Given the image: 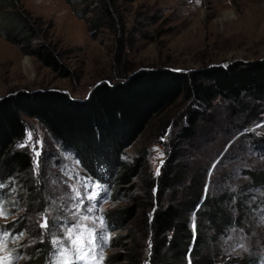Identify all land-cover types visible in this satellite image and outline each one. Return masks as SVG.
Listing matches in <instances>:
<instances>
[{"label":"rangeland","instance_id":"obj_1","mask_svg":"<svg viewBox=\"0 0 264 264\" xmlns=\"http://www.w3.org/2000/svg\"><path fill=\"white\" fill-rule=\"evenodd\" d=\"M74 2L19 0L17 8L28 14L30 26L36 34L29 50L32 52L37 46L46 45L66 68L68 76L59 77L43 66L35 55L24 54L19 46L0 36V99L18 91L48 89L64 91L72 98L82 100L88 97L97 83L116 82L145 69L166 68L186 72L239 61H264V0H113L125 26L123 37L99 11L98 0ZM83 9L85 14L80 18L77 13ZM96 21L100 24L97 28L94 27ZM119 38L124 43L121 50L117 47ZM242 104L246 108L254 106L260 118L247 125L248 118L255 120L253 116L236 112V104L216 100L210 109H196L200 114L197 136L191 143H181L178 138L181 128L195 107L183 98L178 99L126 150L124 159L129 162L138 159L143 169L134 180V190L115 203L106 195L100 197L105 187L83 178L72 157L58 148L37 121L25 119V137L17 147L31 156L36 176L43 171L54 197L49 201L47 213L40 215L25 210L18 196L11 192V197L6 199L10 206L4 209L0 206V212L4 213L0 215V223L26 221L25 228L29 234L25 237L32 246L43 242V233L49 236L48 241L53 246H60L53 264H65V261L68 264H104L105 257L120 251V248L111 247L114 237L130 232L136 237L139 264H143L141 259L146 257L149 240L147 209L140 210L119 231L109 230L106 226L101 229L99 218L104 219V211L129 205L134 197L141 198L143 208L150 204L146 188L148 180L158 175L167 155L178 144L177 148H181L185 155L183 162L189 163V168L210 165L211 169L229 147L234 154L238 153L234 156L228 152L222 168V173L231 180L233 192L247 180L240 170L263 171L264 152L255 153L250 143L251 139L259 141L264 138V100L254 102L245 98ZM162 119L168 121L164 127L160 122ZM246 134L251 138H244ZM82 185L88 186L87 192ZM73 187L80 189L84 196L93 190L98 191L99 199H85L84 204L78 207ZM15 189L19 192L18 185ZM168 200L169 196H166L164 203H169ZM14 205L18 210L12 213ZM88 208L91 211H85ZM84 215L89 217L87 221L83 220ZM45 219L48 225L42 228ZM77 223L94 227L103 234L102 244L95 249H85L88 256L84 261L77 259L82 252L74 249L64 252V245L72 247L67 239V229ZM247 223L246 228L253 239H246L240 230L233 229L228 237L222 239V250L226 256L227 249L236 252L252 245L254 253L260 255L257 264H264V205L255 219L250 218ZM77 234L74 232L72 238ZM15 240L8 241L0 233V264H8V246H23L22 241L18 243ZM62 252L64 256H61ZM71 256L75 260L69 262ZM24 260L25 256H22L16 264H22Z\"/></svg>","mask_w":264,"mask_h":264},{"label":"trees","instance_id":"obj_2","mask_svg":"<svg viewBox=\"0 0 264 264\" xmlns=\"http://www.w3.org/2000/svg\"><path fill=\"white\" fill-rule=\"evenodd\" d=\"M74 1L68 0V4ZM18 2L0 0V36L19 46L24 54L35 55L43 66L59 77H67L66 68L46 45L41 44L32 52L29 50L36 34L28 14L17 8ZM98 3L99 11L123 37L125 26L113 0H98ZM84 12V9L80 10L78 17L83 18ZM99 25L98 21L94 22L95 28ZM117 47L119 50L124 47L121 38ZM180 98L195 107L181 128L178 136L181 143H191L197 136L200 114L196 109H210L216 100L236 104V112L253 116L255 120H247V125H251L260 116L255 113L254 106L246 108L242 101L245 98L254 102L264 100V61H239L186 72L145 69L116 82L103 81L82 100L72 98L64 91L48 89L18 91L1 98L0 206L2 209L10 206L6 199L12 192L25 210L41 215L47 213L49 201L54 197L43 171L36 176L31 156L17 147L25 137V119L37 121L58 148L76 162L79 174L105 187L101 197L108 195L115 203L134 190V180L143 169L138 159L133 162L124 159L126 150L153 120ZM160 122L164 127L168 121L162 119ZM247 137L251 138V135L244 136ZM251 140L255 153L264 152V138ZM177 146L179 144L167 155L158 175L148 180L146 188L150 204L143 208L141 198L134 197L127 206L104 211L106 227L123 230L140 210L147 209L149 240L146 257L141 259L143 264H257L260 255L254 253L252 245L236 252L227 249L225 256L221 241L233 229L240 230L246 239H253L246 225L250 218L255 219L264 205V170H240L247 180L233 192L231 180L222 173L231 147L209 176L210 165L189 168V163L183 162V150ZM232 155L238 153L232 152ZM15 185L19 186V192ZM166 196H169L167 204L164 203ZM17 210L18 206L14 205L11 212ZM193 212L195 235L190 229ZM25 225L26 221L18 220L0 223V232L8 241L16 239L23 244L7 247L9 259L16 264L25 256L22 264H53L60 246H53L45 233L41 238L43 242L32 246L25 237L29 234ZM111 247L120 248V251L105 257L104 264H139L136 237L130 232L116 235ZM64 249L67 252L73 250L68 245H64ZM71 260L75 258L71 257Z\"/></svg>","mask_w":264,"mask_h":264},{"label":"snow or ice","instance_id":"obj_3","mask_svg":"<svg viewBox=\"0 0 264 264\" xmlns=\"http://www.w3.org/2000/svg\"><path fill=\"white\" fill-rule=\"evenodd\" d=\"M29 138H31V134H29ZM37 155H39V153H37ZM83 189L85 192H87L88 186L87 185H82ZM96 188H99V185L95 186ZM73 191L75 193V197L74 199L77 201V206H82L84 204V200L88 199V200H98L99 199V192L93 190L92 192H90L87 196H84L81 192L80 189H77L75 187H73ZM85 211H91V208L85 209ZM4 213L0 212V215H3ZM83 220L87 221L89 219V217L87 215H84ZM95 218H93V224H95ZM99 223H100V228L103 229L106 225L104 224V219L103 217L99 218ZM48 225V221L47 219H45L44 223L41 224L42 228H47ZM68 232V237L67 239L70 240L71 242V246L72 248L76 251V252H82V255H79L77 257V259L84 261L86 260L87 256H88V252L85 251V249L91 248V249H95V247L98 244H102L103 241V234L102 232L98 233L97 230L93 227L90 228L88 225L86 224H79L77 223L76 225H73L72 227H69L67 229ZM77 232L78 234L76 235L75 238L73 237V233ZM65 253H61V256H64ZM93 259H95V256L92 257ZM100 259L102 260L103 257H100ZM65 264H68L67 261H65Z\"/></svg>","mask_w":264,"mask_h":264},{"label":"water","instance_id":"obj_4","mask_svg":"<svg viewBox=\"0 0 264 264\" xmlns=\"http://www.w3.org/2000/svg\"><path fill=\"white\" fill-rule=\"evenodd\" d=\"M250 63H252V62H250ZM101 83V82H100ZM100 83H97L96 85H95V87H97ZM94 87V88H95ZM93 88V89H94ZM92 89V90H93ZM223 155V154H222ZM222 155H221V157H222ZM220 157V158H221ZM220 159H218L216 162H215V164L211 167V169L209 170V176L211 175V173H212V171H213V168H214V166L218 163V161H219ZM206 193V189H205V192H204V194ZM195 227H196V216H195V212H193L192 213V218L190 219V229L192 230V233L195 235Z\"/></svg>","mask_w":264,"mask_h":264}]
</instances>
